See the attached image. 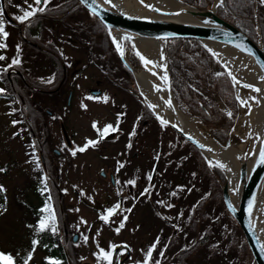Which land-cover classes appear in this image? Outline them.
Returning <instances> with one entry per match:
<instances>
[{
  "label": "flooded vegetation",
  "instance_id": "obj_1",
  "mask_svg": "<svg viewBox=\"0 0 264 264\" xmlns=\"http://www.w3.org/2000/svg\"><path fill=\"white\" fill-rule=\"evenodd\" d=\"M30 3L35 7L33 0ZM235 3L233 25L256 41L258 31L252 26V20L255 19L264 48V0H243L244 8ZM40 6L45 10L34 16L38 20L37 24L28 22L23 35L20 33L18 36V43L23 46L24 52H29L28 55L37 54L44 64V71L39 77H31L27 74L26 66L23 65L20 69L15 67L21 75L12 73L16 77L11 83L8 82L11 94L24 92L27 100L23 108L27 115V125L20 136H24L22 154L28 173L31 172V177L27 173L29 182L40 184V192L49 198L51 205L55 193L54 200L58 203L59 215H66L62 204L65 194L78 195V188L75 186L77 181L67 170L71 167L73 170L74 165L81 164L79 161L83 164H88V160H92L94 164L99 162L96 171L92 172V179L95 183L101 180L106 187L102 200L93 203L92 208L100 216H105L119 204V209L108 218L119 219L118 228L123 222L124 227L121 229L129 230L128 237L113 241L108 250H105L111 251L113 245L121 244L113 253L112 264H188L198 249L207 244L212 233L203 229V234L189 244L178 243L183 237V234H178L180 229L182 231L190 227L192 232H196L203 222V215L200 219L195 215L204 207L206 196L195 192L198 187L194 188L188 179L185 181L177 175V180H173L174 175L180 172L177 169L185 156L182 154L175 160L173 154L169 153L174 148H167L168 144L161 143L164 141L162 132L170 129L169 125H163L154 110L148 107L137 77L121 60L104 25L105 33L100 31V26L95 22L98 20L96 17L77 0H47L46 5L42 3ZM15 7L20 11V7ZM7 9V16L3 13L2 18L17 27L15 17L18 15L8 7ZM240 17L244 20L240 21ZM166 40L163 52L167 65L169 58L165 53ZM133 42L123 38L121 48L126 61L139 70L144 66V61L140 59L141 55L131 50ZM171 73L168 69L170 91L177 104L178 99L170 82L174 74ZM157 89L155 88L156 92ZM197 91L200 96H205L202 90ZM90 99L100 101L92 102ZM196 100L199 102L198 98ZM227 108V114L233 113L234 107ZM99 109L102 112L99 119L85 115V110ZM190 111L201 121L198 114L192 109ZM76 113L83 117L77 119L74 116ZM109 124L114 127L118 125V131H110L101 138L97 129L102 131ZM145 130L152 131V139L160 142L156 145L142 144ZM209 132L216 139L210 130ZM175 133L188 142L185 145L196 155L197 166L202 173L207 172L208 177L212 176L207 178L210 183L207 193H212V197L220 202L221 185L225 180L222 169L214 163L209 167L208 162L202 158L203 154ZM89 140L98 143L89 145ZM80 148L85 150L79 151ZM121 164L123 167H120ZM205 165L209 168L205 169ZM220 171L223 179L220 178ZM73 173L75 175V171ZM149 176L152 177L151 180L148 179ZM130 180H134L135 184H129ZM80 183L83 187V183L88 182ZM189 187L194 191H189ZM189 192L195 195V203L190 206L187 203ZM78 199L81 204L90 205L86 196L81 195ZM128 209L131 211H127ZM141 215L146 219H139ZM152 220L163 233L155 235V240L161 242L155 244L149 260L147 253L154 244ZM179 224L184 228H180ZM89 228H86L85 236L90 239L85 243L91 247L95 241L92 240ZM142 228H146L145 233L137 234ZM61 229L65 261L84 264L80 262L75 249L84 231L80 228L72 230V226L66 222L65 233L62 226ZM97 256L99 264L104 261L100 252Z\"/></svg>",
  "mask_w": 264,
  "mask_h": 264
},
{
  "label": "rangeland",
  "instance_id": "obj_2",
  "mask_svg": "<svg viewBox=\"0 0 264 264\" xmlns=\"http://www.w3.org/2000/svg\"><path fill=\"white\" fill-rule=\"evenodd\" d=\"M30 2L31 0H3V6L4 10H6L7 12H9L7 9L8 7L9 10L12 11V13L22 15L23 11L28 9V6L31 4ZM15 6L20 7V11H17ZM0 19L3 20L5 30L9 34L6 40L0 37V43L6 44V47L0 48V56L5 57V59L0 60V71L3 70V75L5 76L7 81L11 83L13 78L16 77V75L12 73L17 72H11L9 76H7L6 71L9 68H13L15 70H17L16 68L20 69V67L23 65L28 68L27 74L29 76L39 77V75H42L41 72L44 71L45 67L44 64L39 60L37 54L34 53L32 55H28L29 52H24L23 46H20V44L18 43V36L20 35V33L21 35H23V31L26 29L27 23L31 20H35V17H31L24 23H21L20 21L15 19L17 27L15 26V24H8L2 17H0ZM134 44L135 40L130 46L131 50L139 52ZM206 48L208 51L209 49H211L208 45L206 46ZM209 52L210 55L215 59V62L213 61L212 66L214 72H225L228 78L231 77L234 96L236 95L237 97H239L237 91L239 90V88H241V86H239V83H237V81H234L232 79V76L227 70V67L225 66L223 61H221V59L217 55H213L214 52L212 50ZM14 59H18L19 63L13 64ZM10 64L11 66H9ZM18 74L21 75L20 71ZM5 84V82L2 85L0 84V89L4 88L2 93H7L8 95V97H4L2 95L0 96V189H2L0 190V251L4 250L7 252V254H11L14 259L20 262V264H24L25 260H28V264H41L42 261L46 258L49 259L47 257V254L39 246L35 245L30 247L29 245L30 238L35 235L32 232V212L33 210L40 211L39 203L41 202V197L38 194V191H35L34 182H29V176L31 177V172L28 173V168H26L24 161V155L22 154V142L24 136L21 137L20 135L27 125V115H25L23 111V108L25 107L24 105H26V101H24L26 99V96L24 98L22 94L24 92L21 91L18 92V95H15L16 97L13 95L10 96L5 89ZM252 96L253 95L251 93V97ZM97 100L100 101V99H90L89 101L94 102ZM177 104L179 109L187 111L192 117H195L197 120H199L197 121V126L201 128L202 122L197 116L192 114V112L188 108V105L178 100ZM224 104L226 105V103ZM20 105L23 106L21 108V111H23L24 116L18 109V106L20 107ZM148 107L151 108L149 105ZM100 110L101 109L85 110V115L93 116L96 119H99L102 115V112H100ZM74 116L77 119H81L83 117L78 113H76ZM231 126L229 127V129L231 128ZM170 129L172 128L170 127ZM170 129L163 130L162 133L164 141L162 140L161 143L168 144L167 148H174L169 153L173 154L175 160L179 159L178 156L182 154L185 156V158H183V163H181L179 168L177 169V171L180 172L174 175L175 178L173 180H177V175L182 177V179L184 178L185 181L186 179H188V182H192L194 188L198 187L197 191L195 192H199V194L204 193V195L206 196H204V207L199 211L198 214L196 213L197 215H195V217H197L198 219H200L203 215V222L199 224V228L197 230L198 232H192L190 227H187L186 230L183 229L184 231H181L180 229L178 234H183V237L179 239L178 243L182 245L189 244L194 238L203 234V232L201 231L203 229L208 230L212 233L206 241L207 244L202 245L198 249L194 257L189 259L188 264H245V261H247V257L248 259L249 257L251 258L252 263V256L249 252L247 244L246 249L248 250L249 254H246L243 250H240V240L241 238L244 239L243 234L238 224L226 210L222 199H220V202H217L216 198L212 197V193H207L210 189V183H208L207 178L210 179V177L212 176L210 175V177H208L209 174H207V172L202 173L201 169H199V166H197L196 155L194 153L192 154L191 149L185 145L188 144V142L177 136L173 129ZM243 135H245V133H243L241 136ZM142 139L143 141L141 143L146 145H156L160 142V140L157 141L155 138L152 139V131L150 130H145L143 132ZM204 159L208 162L207 165L209 167L213 165V161L205 157ZM88 161V164H83L81 161H79L81 164L78 163V167L74 165L73 170L72 167L70 170H67L72 176L75 177V180L77 181L75 186L78 188V195L75 196L70 193L65 194V198L62 200V204L64 208L63 210L66 211L67 214L64 215L63 213L59 216L62 220H60L61 224L65 220L67 225L72 226V230L80 228L81 231H84V233L81 234L78 246H76L75 248L77 254L80 256V262L84 264H99L97 256L98 252H100L101 249L108 250V247L113 241L128 237L129 230L120 229L119 232H117L116 229H118L119 219L111 217V219L108 218V221H105L101 219L102 216L99 215L98 211L92 208L93 203L100 202L102 200V193L106 185L103 184L101 180H99V183H95L92 179L94 175L92 174V172L93 170L98 168L99 162L94 164L92 160ZM209 161L212 162L211 165L209 164ZM86 165L90 166L88 167ZM208 168L205 165V169ZM74 171L75 175L73 173ZM27 173L29 176H27ZM63 176L65 177V174H63ZM82 181L88 183H83L82 187V183H80ZM189 191L194 190H191V188L189 187ZM190 193L191 192H189L187 197V203L189 204V206L195 203V195H191ZM81 195H84L88 198L87 200L90 203L89 206L80 203L78 197ZM52 197V204L54 205L56 202V208L58 210V203L57 201H54V198H56L55 193ZM261 208L262 212H264L263 194L261 200ZM56 212L58 214L59 210ZM57 216L58 215H56L55 217ZM139 219L142 220L146 218L145 216L141 215ZM153 223L154 220H152V242H154V244H160L161 241H158L157 243V241L155 240V235L161 234L163 232L159 229L157 224ZM61 226L63 228V225ZM179 226L180 228L182 227L181 224H179ZM86 228H89L91 230L90 233H92V240L95 241V243L93 244L94 246L88 247L85 243L84 238L86 237ZM145 229L146 228H142L140 232H137V234H144ZM57 232L58 236L61 237L62 240V229L58 225ZM30 254L31 259L29 260ZM77 259L78 258H76V260ZM76 263L79 264V262ZM67 264L75 263L71 261ZM100 264H107V262H105V260L100 261Z\"/></svg>",
  "mask_w": 264,
  "mask_h": 264
},
{
  "label": "water",
  "instance_id": "obj_3",
  "mask_svg": "<svg viewBox=\"0 0 264 264\" xmlns=\"http://www.w3.org/2000/svg\"><path fill=\"white\" fill-rule=\"evenodd\" d=\"M77 1L105 26L121 60L135 76L139 75V71L133 68L126 59L121 56L120 49H118L114 39L117 36L120 39V48L123 38L133 41L152 39L161 40L163 42V50L166 39L194 38L202 42L205 46H207L206 42H210L236 52L253 63L258 71L259 89L263 94L264 102V79H261V77H264V50L261 45L257 22H255V25L258 31V37L257 40L254 41L232 23L223 19L216 13L215 8L220 0H213L209 7L189 4L183 0H175L180 5L179 9L160 8L149 0H144L143 6H151H144L149 14L129 11L112 1L111 4L107 3L106 0H94V2L93 0H88L87 4L82 2V0ZM138 1L140 2V0ZM0 5L3 8L4 15L7 16L3 6V0H0ZM113 5H115V7H113ZM93 7L96 8L98 14H93ZM11 72L19 73L18 70L9 68L6 71V75L9 76ZM166 73L168 82L167 65ZM146 79L152 84L154 92L157 93L155 88L160 90L159 85L151 81L150 78ZM229 79L232 83L231 77H229ZM167 87L170 93L173 110L176 117H178V107L171 94L169 83ZM216 102L223 111H229L227 106L219 98H216ZM235 107L236 116L231 128L227 132L224 143L217 141L210 134L207 127L203 124L201 125L202 130L221 146H240L242 148L241 156L238 158V170L234 192H232L228 186L229 183L226 172H229V167L222 160L219 153L187 133L181 121L176 123L169 121L168 125L184 139L193 144L205 158L210 156L215 159V164L219 162L227 166L225 168L220 167L225 174V180L221 185L222 201L226 210L238 224L252 256L253 263L264 264V241L259 223L260 199L264 182V164H261L259 155L261 149H264V112L260 134H255L253 138L248 132L240 136L233 132V127L237 118L243 114L244 105L241 104V101L236 95ZM156 117L158 118L157 115ZM158 119L160 120V117ZM173 125L176 126L174 127ZM181 129L183 131H181ZM200 145H203V147H200ZM209 149H211V151ZM62 225L65 233L64 222H62ZM116 245L118 246L117 248L121 246V244Z\"/></svg>",
  "mask_w": 264,
  "mask_h": 264
},
{
  "label": "trees",
  "instance_id": "obj_4",
  "mask_svg": "<svg viewBox=\"0 0 264 264\" xmlns=\"http://www.w3.org/2000/svg\"><path fill=\"white\" fill-rule=\"evenodd\" d=\"M183 1L189 4H198L205 7H209L213 2V0ZM235 2L238 3L237 5H239V7L244 8L243 0H223L222 6L220 0V3L215 8L216 13L220 17L232 24L234 23L232 13L233 8L236 5ZM239 20L242 21L244 19H241L240 17ZM255 21V19L252 20L253 28H256ZM37 22V19L30 21V23L33 25H36ZM95 22L100 26V31L105 33L103 24L98 20H95ZM262 36L264 43V32H262ZM165 53L169 58V61L167 62L169 72H173L174 74V78L173 80L171 79L170 82L172 89L174 90L175 97L178 99V101L186 103V105H188L189 108L192 109V111L198 114L201 118V122L211 131L216 139L219 142L224 143V139L227 135L228 129L231 126L236 114L235 96L230 79L227 77L225 72H214L212 66L213 61L215 62V59L210 55V52L207 50L206 46L197 39H167ZM174 66L175 68H173ZM0 73V84L2 85L5 82V89L7 90L9 95L12 96L13 94L10 93L11 87L7 79L3 75V70H1ZM2 90H4V88ZM197 90H202L205 93V96H200ZM2 92H0V96L2 95L4 97H8L7 93ZM22 94L25 98L24 93ZM197 98L199 99V102H197ZM216 98L222 100L224 103H226L227 106L231 108L234 107L231 116H229L225 111L217 106ZM24 101L27 100L25 99ZM22 107L23 106L20 105V107L18 106V109L21 111ZM193 148L196 150L194 146ZM200 157H202V155ZM202 158L204 160V157ZM220 178L223 179L222 171H220ZM34 184L35 191H38V194L41 197V202L39 203L40 211L33 210L32 212V232L35 235L30 238L29 245L30 247L34 246L32 243L33 240L39 241L37 246H39L49 258L43 260L41 264H50V262L67 264L64 258L65 254L61 245V237L58 236L57 232V225L61 227V219L59 213L57 214L56 212L58 211L56 208V202L54 205H51L49 198L40 192V184L37 182H34ZM56 215L58 216L55 217ZM53 217L54 219H52ZM45 218H48V227L43 231H40L39 223ZM53 226L55 227L54 232L51 230ZM240 250H243L246 254L248 253V250L246 249V243L243 238H241L240 240ZM0 252H4L7 254V252L4 250ZM15 262L16 264H20V262L16 259ZM250 263L251 258L249 257L248 259L247 257V261H245V264ZM252 264H254L253 261Z\"/></svg>",
  "mask_w": 264,
  "mask_h": 264
},
{
  "label": "bare ground",
  "instance_id": "obj_5",
  "mask_svg": "<svg viewBox=\"0 0 264 264\" xmlns=\"http://www.w3.org/2000/svg\"><path fill=\"white\" fill-rule=\"evenodd\" d=\"M117 5L128 9L129 11L149 14L145 7L140 4L138 0H111ZM160 8L167 9H179V4L175 0H149ZM116 44L120 43V39L117 36L115 38ZM211 50L216 53V55L223 61L227 70L230 72L232 77H235L239 83V90L237 94L240 101H246L247 105H244V112L241 114L233 127V132L242 135L243 133H250L252 138L255 134L259 135L263 123V112H264V102L263 94L261 91H253L254 87L259 88L258 83V71L253 63H251L244 56L225 49L219 45L206 42ZM135 47L139 53L146 59L153 61V63L148 64L139 69V75H137L138 84L140 90L145 96L149 106L157 105V107L152 108L155 114L165 120L176 123L181 121L185 131L198 139L204 145L211 147L216 150L221 156L222 160L228 165L229 172H226L228 179L229 189L234 192L235 182L238 170V158L241 156L240 146H221L217 141L212 139L207 133H205L201 128L197 126V120L192 117L187 111H183L178 108V117L172 108H169L165 101L170 99V93L168 91V82L166 73V60L163 53V42L161 40H135ZM146 78H150L151 81L159 85L160 90L157 93L154 92V88L151 83ZM250 84L253 88H246L243 85ZM252 93V97H251ZM250 106V107H249ZM178 107V104H177ZM211 161H215L214 158L207 156ZM263 194V208H264V182L262 186V193L260 199V211H259V223L260 230L262 233V238L264 241V212L261 208V200Z\"/></svg>",
  "mask_w": 264,
  "mask_h": 264
},
{
  "label": "snow or ice",
  "instance_id": "obj_6",
  "mask_svg": "<svg viewBox=\"0 0 264 264\" xmlns=\"http://www.w3.org/2000/svg\"><path fill=\"white\" fill-rule=\"evenodd\" d=\"M82 2H84V3L87 4L88 3V0H82ZM93 2H94V0H93ZM106 2L109 3V4H111V0H106ZM42 3L46 5L47 0H33V4L35 5V7L33 5H29L28 6V9L27 10H24L22 15L16 16L15 19L18 20V21H20L21 23H24V22L28 21L31 17H34L37 14V12H43L45 10L44 7H41L40 6ZM140 3L141 4H144V0H140ZM222 5H223V0H221V6ZM144 6L145 7H151L150 5H144ZM113 7H115V5H113ZM92 12H93V14H98L96 12V8L95 7L92 8ZM2 16H3V8L0 7V17H2ZM8 35H9L8 32L5 30L4 22H3L2 19H0V37H2L3 39L6 40V38L8 37ZM4 47H6V44L5 43H0V48H4ZM117 47H118V49H120L121 56H123V54H124L123 53V49L120 48V45L119 44H117ZM209 51H211V49H209ZM137 55H140V53L137 52ZM213 55H216V53H213ZM3 59H5V57L0 56V60H3ZM140 59L142 61H144L145 66H147L150 63H153V61L146 59L142 55L140 56ZM18 63H19V60L18 59H14L13 60V64H18ZM163 79L166 80L167 77L165 76V77H163ZM232 79L234 81L236 80L235 77H232ZM261 79H264V77H261ZM237 83H238V81H237ZM243 86L246 87V88H253V86L250 85V84H245ZM157 90H159V89H157ZM253 90L256 91V92H259L260 91L259 88H254ZM2 91L3 90L0 89V92H2ZM89 98H91V97H89ZM237 98L239 99V97H237ZM165 103L167 104V106L169 108H172L173 107L171 99H168L167 101H165ZM241 104L242 105H247V102L241 100ZM150 107L155 108V107H157V105H150ZM228 115L231 116L232 113L229 112ZM160 120H161V123L163 125H168L169 124V121L168 120H165V119H162V118H160ZM93 126L96 127L95 124ZM173 126L175 127L176 125H173ZM97 131L100 132V136H101V138H103L104 135L106 133L110 132V131H118V125L116 127H114L113 125L109 124V125L105 126V128L102 131L100 129H97ZM181 131H183V130L181 129ZM134 134L135 133L133 132L132 135H134ZM96 143H98V141H91V140L88 141V144L89 145H95ZM200 147H203V145H200ZM84 150H85V148H80L79 149V151H84ZM209 150L211 151V149H209ZM73 155H75V152H73ZM259 155H260V162H261V164H264V149H261ZM211 163L212 162L209 161V164L210 165H211ZM217 165L219 167H221V168L227 167L225 164H222V163H219V162H217ZM120 167H123V165L121 164ZM151 178H152L151 176L148 177L149 180H151ZM128 183L134 185L135 184V181L134 180H130V181H128ZM0 190H2V189H0ZM172 195H175V193H172ZM119 207H120V205L117 204L116 205V208L110 210L108 212V214L105 215V216H102L101 219L107 221L108 220V217L111 216V215H113L116 212V210L119 209ZM127 211L130 212L131 209H128ZM52 219H54V217ZM124 220L125 221L127 220V216L124 217ZM47 227H48V218H45V219H43V220L40 221V223H39V230L40 231H43ZM123 227H124V223L122 222L120 224L119 228L116 229V231L119 232V230L121 228H123ZM51 230L54 232L55 231V227L53 226ZM84 239H85V241H87L88 238L85 237ZM32 243L35 246V245H37L39 243V241L33 240ZM157 243H158V240H157ZM117 247H118L117 245H113L111 251H105L104 249H101L100 250L101 258L104 259V260H106L107 261V264H112V256H113V253H115ZM124 247H127V246H124ZM154 248H155V244H153V246L149 249V251L147 253V257H148L149 260L151 259L152 251L154 250ZM30 259H31V254L29 255V260ZM0 264H16V262H15V259L13 258V256L11 254H6L4 252H0ZM24 264H28V260H25L24 261ZM50 264H58V262H50ZM146 264H147V262H146Z\"/></svg>",
  "mask_w": 264,
  "mask_h": 264
}]
</instances>
